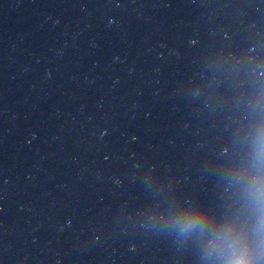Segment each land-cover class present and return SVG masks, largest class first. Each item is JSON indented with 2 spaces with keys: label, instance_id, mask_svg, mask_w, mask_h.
I'll list each match as a JSON object with an SVG mask.
<instances>
[{
  "label": "water",
  "instance_id": "obj_1",
  "mask_svg": "<svg viewBox=\"0 0 264 264\" xmlns=\"http://www.w3.org/2000/svg\"><path fill=\"white\" fill-rule=\"evenodd\" d=\"M262 96L264 0H0V264H224Z\"/></svg>",
  "mask_w": 264,
  "mask_h": 264
},
{
  "label": "clouds",
  "instance_id": "obj_2",
  "mask_svg": "<svg viewBox=\"0 0 264 264\" xmlns=\"http://www.w3.org/2000/svg\"><path fill=\"white\" fill-rule=\"evenodd\" d=\"M253 160L257 172L245 185V198L254 213L251 229L246 227L247 221L237 229L234 221L228 220L218 226V230L208 241V253L215 252L220 255L224 264H254L256 250L264 248V124L256 131ZM178 224L181 234L196 229L203 231L206 227L197 211L183 213ZM250 237H255L256 248L253 247Z\"/></svg>",
  "mask_w": 264,
  "mask_h": 264
}]
</instances>
